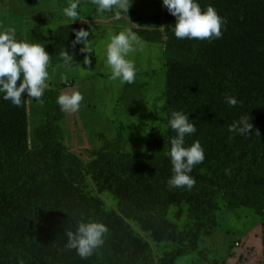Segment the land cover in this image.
Segmentation results:
<instances>
[{
  "label": "trees",
  "instance_id": "1",
  "mask_svg": "<svg viewBox=\"0 0 264 264\" xmlns=\"http://www.w3.org/2000/svg\"><path fill=\"white\" fill-rule=\"evenodd\" d=\"M196 2L202 11L213 6L226 20L221 38L211 41L177 39L174 33L176 17L166 7L163 30H137L140 38L147 42L166 41L168 75L162 111L167 113L168 123L173 111L188 115L197 131L186 134L184 147L189 148L199 141L204 148L205 160L189 173L196 180L191 190L168 186L173 175L169 154L171 140L177 136L169 124L163 135L155 134L152 138L147 156L123 151L119 139L106 142L98 158L85 164L68 149L61 138L63 133L58 132L57 126L65 114L57 103L58 91H44L41 100L49 102L50 113L45 127L38 133V142L30 148L27 146L25 95L20 107L2 97L0 103L6 107L8 115H0V191L13 193L16 204L20 203L18 198H25L21 192H27L28 202L29 193L36 197L34 204L31 203L34 206L27 208L36 221L34 227L40 225L38 237L44 241L52 237L57 226L73 227L77 222L74 220L87 223L91 218V221L106 224L113 234L105 236L104 245L93 254H99L94 262L155 264L152 258L141 256L143 245L132 239L125 229L124 218L104 210L97 201L78 192L85 176L103 171L117 180L118 205L128 219L148 221L149 212L152 219H163L162 206L180 196H193L199 205L204 204V209L207 205L218 207L224 202L264 210V0ZM82 28L86 29L79 24L59 28L60 47L49 54L50 65L64 61L60 56L62 51L73 55L79 49L80 44L73 47V41L76 31ZM227 96H234L237 105L226 103ZM242 116L249 117L254 125L250 135L228 131L229 125ZM257 129L260 135L256 134ZM29 182L32 186L27 184ZM84 213L89 214L88 218H83ZM193 227H188L191 250L197 247V231L200 230ZM30 240H34L33 246L37 245L35 234L30 235ZM121 244L132 255L125 256ZM52 245L54 248L50 247L48 253L41 254L30 250V244L23 246L10 235L0 233V264L93 262V255L81 259L75 250L67 249L66 244L63 247ZM185 253V250L168 252L161 264H174Z\"/></svg>",
  "mask_w": 264,
  "mask_h": 264
},
{
  "label": "rangeland",
  "instance_id": "2",
  "mask_svg": "<svg viewBox=\"0 0 264 264\" xmlns=\"http://www.w3.org/2000/svg\"><path fill=\"white\" fill-rule=\"evenodd\" d=\"M73 2L79 4L77 20L64 14V9ZM97 8L93 0H0V32L14 28L18 40L38 43L48 54L60 47V27L79 24L89 31L88 46L93 51L82 53L80 49L84 45L80 44L72 61L49 66L46 81V89H54L59 95L79 91L84 96L80 110L65 113L57 127L59 134L63 133V143L85 164L98 158L106 142L119 139L123 151L147 156L152 138L155 134L163 135L169 124L167 113L162 111L168 75L166 41L151 43L137 34L141 28H165L163 0H131L128 13L118 7L100 13ZM129 28L139 38L134 44L135 51L126 57L137 69L132 84L112 80L111 68L107 65V46L111 37ZM85 55H90V66L84 64ZM63 76L67 77V82ZM4 95L0 92V101ZM24 95L27 146L30 148L38 142V133L47 123L50 104L30 98L27 91ZM5 108L0 105V115H8ZM202 172L208 174L205 170ZM117 183L110 173L103 171L85 176L78 192L97 201L104 210L124 218L125 229L132 239L143 245L141 256L152 258L155 264H161L166 253L178 250L186 253L174 264H264V210L224 202L218 207L213 204L215 208L207 205L204 209V204L200 202L199 205L193 196H180L162 206L163 219H152L149 212L148 221L133 220L124 217L118 205ZM27 184L32 186L31 182ZM21 194L27 197V192ZM14 198L13 193L0 191V233L10 235L23 246L30 244L33 252L46 254L50 247L54 248L52 244L63 247L67 244V231L75 232L81 221L74 220L77 222L73 227H55L52 237L46 240L50 244H46L44 238L38 237L40 225L34 227L36 221L30 216L29 208L34 206L36 197L29 193V202L18 198L21 206L13 201ZM27 203L30 204L27 206ZM157 208L160 210V204ZM88 216L84 213L83 218ZM191 225L200 228L194 250H191L188 237ZM32 234L37 236L34 246L31 244L34 240H30ZM106 236H113L110 229ZM120 247L125 256L132 255L123 244ZM96 256L99 254L92 256L91 264H99L94 262Z\"/></svg>",
  "mask_w": 264,
  "mask_h": 264
},
{
  "label": "clouds",
  "instance_id": "3",
  "mask_svg": "<svg viewBox=\"0 0 264 264\" xmlns=\"http://www.w3.org/2000/svg\"><path fill=\"white\" fill-rule=\"evenodd\" d=\"M98 5L97 11L103 13L118 7L123 11H129L131 0H93ZM164 7L169 13L176 17L174 33L177 39H199L213 40L222 37V26L226 20L221 17L213 6H208L202 11L196 0H163ZM79 4L73 2L64 9L68 18L77 20V8ZM119 13H117L118 15ZM93 31V29H92ZM88 30L80 29L75 33L73 47L76 44H83L80 49L82 53H91L93 50L88 46ZM139 38L131 28L121 31L111 37L107 46V65L111 68V79H119L121 83L132 84L135 82L137 69L134 62L126 57L135 51L134 44ZM65 63L72 61L73 56L68 51L60 53ZM90 55H85L84 64L91 65ZM50 55L45 47L38 43H28L16 38L14 28H7L0 32V92H4V99L10 100L17 107L22 104V96L27 91L30 98L42 102L45 89L48 87L46 81L49 78ZM62 79L67 82V77ZM19 82V83H18ZM84 96L79 91L72 94H61L57 103L61 111L65 113H76L81 108ZM226 103L236 106L238 101L234 96H227ZM170 127L177 132V136L171 140L170 157L173 165V175L168 180L169 188L187 187L191 190L196 180L190 176L195 165L203 163L205 151L199 141H196L189 148H185L186 134H193L197 131L195 125L189 122V116L181 111H173L169 120ZM254 125L249 117L242 116L238 121L228 127L232 133L238 132L241 135H250ZM259 134V130H256ZM231 139V138H230ZM109 232L106 224L81 220L75 232L67 231L66 248L75 250L81 259H88L95 251L105 243V236Z\"/></svg>",
  "mask_w": 264,
  "mask_h": 264
}]
</instances>
